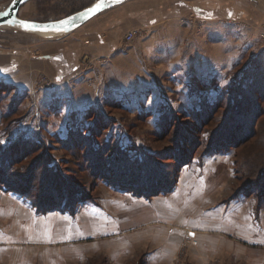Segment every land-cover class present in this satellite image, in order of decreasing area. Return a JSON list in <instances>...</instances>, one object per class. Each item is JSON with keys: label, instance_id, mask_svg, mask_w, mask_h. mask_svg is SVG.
<instances>
[{"label": "rangeland", "instance_id": "obj_1", "mask_svg": "<svg viewBox=\"0 0 264 264\" xmlns=\"http://www.w3.org/2000/svg\"><path fill=\"white\" fill-rule=\"evenodd\" d=\"M11 1H1L0 11ZM93 1L32 0L19 16L54 20ZM183 1L221 7L199 13L168 0L183 17L171 21L168 45L146 58L123 51L78 59L53 49L71 36L47 43L0 27V152L8 151L0 161V264H148L165 226L182 214L192 227L176 264H264V195L258 185L248 188L264 182V0ZM41 42L60 64L29 58L27 46ZM24 140L37 148L17 164ZM38 160L30 193L8 190H25ZM51 177L54 199L70 188L90 200L74 212L38 211L33 203L45 198ZM149 178L155 188L172 187L151 198L162 216L156 226L153 207L123 186ZM120 219L130 220L123 242ZM221 238L233 248L206 246ZM254 244L260 249L247 247ZM195 249L205 250L203 261Z\"/></svg>", "mask_w": 264, "mask_h": 264}, {"label": "crops", "instance_id": "obj_2", "mask_svg": "<svg viewBox=\"0 0 264 264\" xmlns=\"http://www.w3.org/2000/svg\"><path fill=\"white\" fill-rule=\"evenodd\" d=\"M173 2H178V6L183 9H189L192 7L196 12L200 13V10L204 11H212V10H218L220 8L219 3L212 4L213 2H210L211 6L213 8L206 7L209 3L205 4L204 6H192L190 2L187 1H181V0H172ZM176 4H169L168 0H129L125 2L122 5L116 6L110 10H107L96 17L92 18L90 21H88L85 25L78 28L77 30L71 32L70 34L61 36V37H70L71 36V43L62 42L59 46L57 43L56 46H53V49H58V51L66 52L67 54H72L75 57H83L85 53L91 52V55L95 53L99 54H108V53H133V52H139L142 54L143 58L150 57L152 54H158L159 51L163 50V45H166L164 42L165 38H167L166 34L169 29L170 23L174 18L183 17L182 14H177L175 11H169L171 6H175ZM168 9V10H167ZM100 15H103L102 23L101 21H97L98 17ZM133 29H138L141 31V34L139 36H136L134 41L131 43L130 46L125 47L124 46V37L125 35L130 32ZM103 33V34H102ZM102 34V35H101ZM170 35V34H169ZM168 35V36H169ZM51 38V39H44L43 41H47V43L51 40L61 42L60 39H65L67 41V38ZM64 43V44H63ZM58 45V46H57ZM64 45V46H63ZM70 45V46H68ZM168 45V44H167ZM166 45V46H167ZM52 48V47H51ZM49 48V46L44 45L41 43H34L33 45L27 46L26 51L29 54V58L31 59L32 55L39 56L40 61L44 62H55V64H60V57H56L58 55L57 52L53 53L52 49ZM51 49V50H50ZM121 51V52H120ZM125 51V52H123ZM57 53V54H56ZM90 54V53H89ZM87 55V54H86ZM88 56V55H87ZM73 57V59H75ZM25 68L28 70L29 67ZM30 68V76L31 74ZM29 76V77H30ZM208 189V188H207ZM206 193V192H205ZM166 195V194H163ZM135 196V194H134ZM137 198L143 199L144 203L143 205H149L153 207L151 218H155L154 221L151 223L154 224L153 226L159 225L158 222H161L160 213L157 207L154 206V201L151 202V198L148 199L144 196H136ZM154 198V197H153ZM162 198V197H161ZM160 197H157L155 199H161ZM150 200V201H148ZM135 208V207H134ZM78 207L75 208L77 210ZM135 209H140L135 208ZM74 210V211H75ZM62 212V211H61ZM130 221L129 219H120L119 225L120 227L118 230L121 232L119 233V236L121 238H124L122 240L126 241L125 239L128 238L129 232L131 228L128 227L127 222ZM177 224H171L165 226V240H160L159 236V229L154 228L156 231V237L158 238V241H162L159 244V247L155 248L150 253L148 251L146 262L148 264H156V261H160L163 259V257H167L169 264H176L177 261L175 260V256L178 252H180L181 244L183 241L182 235L183 232H186V230L191 229L192 224L187 220L183 214L178 216ZM164 226V225H163ZM176 230V231H175ZM177 232V233H175ZM192 236V234H190ZM222 239V238H221ZM223 240V239H222ZM228 243H225V240L219 241V239H216L213 245H207L209 246H215L217 244L225 246V244H230V241L227 240ZM130 244V243H128ZM204 244H202L203 249ZM233 244L231 243L227 247L232 249ZM255 246H261V245H248V248H251L252 251H255L257 247ZM260 249V248H257ZM246 248V255L249 253ZM194 254L198 252L199 258L204 260L202 255L204 254V251L202 252L201 249L198 251L197 249L191 250ZM142 252V251H139ZM156 253L154 256L150 255L151 253ZM249 261L251 257L248 255L246 257ZM165 259V258H164ZM202 260V261H203ZM156 262V263H155Z\"/></svg>", "mask_w": 264, "mask_h": 264}, {"label": "trees", "instance_id": "obj_3", "mask_svg": "<svg viewBox=\"0 0 264 264\" xmlns=\"http://www.w3.org/2000/svg\"><path fill=\"white\" fill-rule=\"evenodd\" d=\"M40 1H46V0H40ZM50 1H52V0H50ZM74 1L75 0H61V2H63V3H74ZM78 11V10H77ZM74 12H76V11H73V12H67L66 13V15L65 16H67V15H70V14H72V13H74ZM64 16V17H65ZM62 18V17H61ZM48 20H52V19H42V20H39V21H48ZM258 59V58H257ZM255 80H253V81H255L256 82V78H254ZM259 80V79H258ZM252 83H254V82H252ZM220 102H221V100H219ZM219 103L217 102L216 103V107L217 108H219V106L221 105V104H219ZM262 115H264V114H259L258 115V117L259 116H262ZM222 131V130H221ZM223 132V131H222ZM217 135V134H216ZM215 135V136H216ZM219 135V134H218ZM219 137H221L220 135H219ZM248 137L249 136H246V137H244L242 140H241V142L240 143H244L247 139H248ZM22 139H20V140H17L16 141V145L14 146L15 147V151L16 150H20V148H22V147H20V144H21V141ZM25 141V143H27V145H28V147H27V149L28 150H26V151H24L23 150V152H21L18 156H21V157H19V159L17 158V164H19V163H21L22 162V160H23V158L24 157H26V158H28L29 156H31L32 155V152L37 148V147H35V145L33 144V142H31V141H26V140H24ZM24 141H22V142H24ZM20 142V143H19ZM19 143V144H18ZM240 143H237V145H239ZM226 144V143H225ZM18 145V146H17ZM236 145V146H237ZM12 147V146H11ZM7 152L8 151H2V152H0V161H2V159H7L8 158V154H7ZM24 153V154H23ZM31 154V155H30ZM88 158H90V160H91V157L89 156ZM16 160V159H15ZM89 160V161H90ZM180 161H181V158H180ZM185 161V160H184ZM14 162V161H13ZM41 163V160L39 161H36V162H34L33 163V166L32 167H30L28 170H27V172H29V174H28V180H27V184L28 183H31V181H34L35 180V169H38V168H40V166H39V164ZM7 167H8V164H7ZM34 168V169H33ZM45 172H46V170H45ZM122 173H119L118 174V172H117V175H118V177L117 178H121L122 179V177L120 176ZM51 176V175H50ZM30 180V181H29ZM53 177H51L50 179H49V181H47V185H46V196H45V198L44 199H42V200H40L39 202H35V204L33 203V205L37 208V210L38 211H40V212H42V213H48V212H50V211H54L55 209L56 210H58V211H62V212H67L69 209L71 210V211H73L74 212V210H75V208L77 207V205H78V202H80V200H83V201H86V200H90V198L89 197H86V198H84V199H79L80 197H81V194H80V191H79V189H77V191H76V193H71L69 190H70V188H69V190H67V189H65L60 195L62 196V197H60L59 199H54L53 197H51L50 195L53 193L55 196H56V194L55 193H57V194H59L58 193V191L57 190H53L51 187H54V184H53ZM125 180H127V179H125ZM129 181V180H128ZM127 181V183H124V185L123 184H118L117 182L116 183H114V181H111L112 183H109V184H112V185H115V186H118V185H123L124 187H128V188H130L129 190H130V192H132L133 194H135L136 196H144V197H147V198H152L154 195H158L160 192H163V193H165L166 191H169V190H171L172 189V187L170 188H168V190H165V189H159V188H155V186H154V179L153 178H149V179H147V180H143V181H129L128 182ZM258 181V180H257ZM257 181H252V183L251 184H249V186H248V188H253L254 187V185H258L259 186V192H258V194L257 195H259V193L260 194H262V195H264L263 194V189H264V182L263 183H260V182H257ZM136 182V184H134ZM114 183V184H113ZM117 184V185H116ZM137 184H139L140 185V188H141V192L140 193H137L136 194V190H137V187H139V186H137ZM3 188V187H2ZM1 188V189H2ZM49 188L50 189H52L51 191L49 190ZM132 188V189H131ZM143 188H144V190H143ZM15 189H17V188H15ZM14 188H10V189H8V190H11V191H14V192H16V193H18V194H20V195H22L23 197H26V195H27V193L29 194L30 193V187H29V184L27 185V188L24 190V189H22V190H15ZM48 189V190H47ZM148 189V190H147ZM149 189H150V191H149ZM243 189V188H242ZM27 190V191H26ZM73 190V189H72ZM128 190V191H129ZM49 191V192H48ZM54 191V192H53ZM74 191V190H73ZM82 193V192H81ZM240 193L241 194H244L242 191L241 192H235V194H234V197L235 198H237L239 195H240ZM253 192H250V193H248V195H251ZM77 194H80L79 196V198H78V195ZM73 195V197H70V196H72ZM82 195H84V194H82ZM235 195H237V196H235ZM256 195V196H257ZM30 196V195H29ZM57 197V196H56ZM69 198V199H71V200H66V201H63L64 199H62V198ZM259 198V197H258ZM260 199V201H261V198H259ZM262 200H264V197L262 198Z\"/></svg>", "mask_w": 264, "mask_h": 264}, {"label": "water", "instance_id": "obj_4", "mask_svg": "<svg viewBox=\"0 0 264 264\" xmlns=\"http://www.w3.org/2000/svg\"><path fill=\"white\" fill-rule=\"evenodd\" d=\"M30 1L32 0H12L6 9L0 11V27H14L24 33L38 35L44 39L57 38L70 34L97 15L129 0H94L91 5L70 15L48 21L27 20L19 16L21 7ZM96 5H100V7L97 8ZM65 20L70 22L67 24L61 23ZM21 21L33 23L37 27L25 28Z\"/></svg>", "mask_w": 264, "mask_h": 264}, {"label": "built area", "instance_id": "obj_5", "mask_svg": "<svg viewBox=\"0 0 264 264\" xmlns=\"http://www.w3.org/2000/svg\"><path fill=\"white\" fill-rule=\"evenodd\" d=\"M3 0H0V2ZM141 34V31L138 29H133L130 32H128L125 37H124V46L127 47L128 45H130L134 39L136 38V36H139Z\"/></svg>", "mask_w": 264, "mask_h": 264}, {"label": "snow or ice", "instance_id": "obj_6", "mask_svg": "<svg viewBox=\"0 0 264 264\" xmlns=\"http://www.w3.org/2000/svg\"><path fill=\"white\" fill-rule=\"evenodd\" d=\"M96 7L99 8L100 5H96ZM92 10H94V9H92ZM69 22H70V21L65 20V21H62L61 23L67 24V23H69ZM21 24H22L25 28H36V27H37V25H35V24H33V23H27V22H24V21H21Z\"/></svg>", "mask_w": 264, "mask_h": 264}]
</instances>
